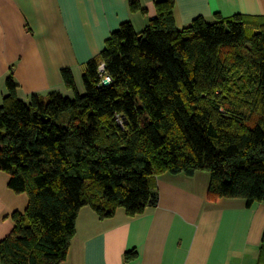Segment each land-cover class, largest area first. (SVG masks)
I'll return each instance as SVG.
<instances>
[{"label": "trees", "instance_id": "obj_1", "mask_svg": "<svg viewBox=\"0 0 264 264\" xmlns=\"http://www.w3.org/2000/svg\"><path fill=\"white\" fill-rule=\"evenodd\" d=\"M173 5L156 2L140 32L130 22L112 32L85 65L82 95L63 69L73 98L51 92L25 102L10 72L0 171L27 204L8 216L1 264H61L83 207L101 219L118 209L140 215L157 206L165 173L204 171L209 199L264 203V16L216 14L178 29ZM129 7L143 11L136 0Z\"/></svg>", "mask_w": 264, "mask_h": 264}, {"label": "crops", "instance_id": "obj_2", "mask_svg": "<svg viewBox=\"0 0 264 264\" xmlns=\"http://www.w3.org/2000/svg\"><path fill=\"white\" fill-rule=\"evenodd\" d=\"M131 1L0 0V105L11 71L17 96L25 102L33 94L70 91L63 83V69H70L76 82L112 32L125 22L142 31L156 15L155 3L162 0H136L143 10L137 12L131 11ZM173 3L178 29L216 14L264 16V0ZM8 178L0 171V240L13 229L8 216L27 204L23 194L7 187ZM156 184L157 206L134 217L118 209L111 218L101 219L83 207L61 264H263L259 249L264 203L246 206L239 198L209 199V174L204 171L191 177L165 173ZM132 251L135 256L126 260Z\"/></svg>", "mask_w": 264, "mask_h": 264}, {"label": "rangeland", "instance_id": "obj_3", "mask_svg": "<svg viewBox=\"0 0 264 264\" xmlns=\"http://www.w3.org/2000/svg\"><path fill=\"white\" fill-rule=\"evenodd\" d=\"M82 74H78L76 76V82H75V85H76V88H77V91L82 95L85 93V89H84V86H83V80H82ZM64 96L68 97V98H73L74 97V93L72 91H64L63 92ZM5 173V172H3ZM5 175H7L5 173ZM25 199H27V196L25 194H23ZM27 202V201H26Z\"/></svg>", "mask_w": 264, "mask_h": 264}, {"label": "built area", "instance_id": "obj_4", "mask_svg": "<svg viewBox=\"0 0 264 264\" xmlns=\"http://www.w3.org/2000/svg\"><path fill=\"white\" fill-rule=\"evenodd\" d=\"M103 69H104V66H103V64H101L99 66V70L102 72ZM108 83H109V78L108 77H105L104 80H103V84H108Z\"/></svg>", "mask_w": 264, "mask_h": 264}]
</instances>
